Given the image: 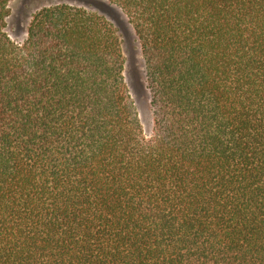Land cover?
Wrapping results in <instances>:
<instances>
[{"label": "trees", "instance_id": "1", "mask_svg": "<svg viewBox=\"0 0 264 264\" xmlns=\"http://www.w3.org/2000/svg\"><path fill=\"white\" fill-rule=\"evenodd\" d=\"M0 0V264H264V0H107L132 25L146 138L102 15Z\"/></svg>", "mask_w": 264, "mask_h": 264}, {"label": "rangeland", "instance_id": "2", "mask_svg": "<svg viewBox=\"0 0 264 264\" xmlns=\"http://www.w3.org/2000/svg\"><path fill=\"white\" fill-rule=\"evenodd\" d=\"M67 4L104 16L115 28L121 40L125 58L124 78L135 102L146 138L152 133L154 119L147 88L146 68L141 46L132 25L122 10L107 0H12L6 32L18 44H23L34 14L44 7Z\"/></svg>", "mask_w": 264, "mask_h": 264}]
</instances>
